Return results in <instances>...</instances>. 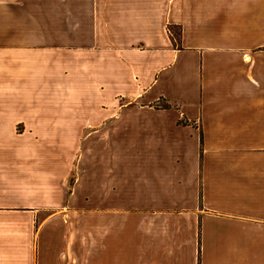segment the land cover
Returning <instances> with one entry per match:
<instances>
[{"label": "crops", "instance_id": "1", "mask_svg": "<svg viewBox=\"0 0 264 264\" xmlns=\"http://www.w3.org/2000/svg\"><path fill=\"white\" fill-rule=\"evenodd\" d=\"M0 264H264V0H0Z\"/></svg>", "mask_w": 264, "mask_h": 264}, {"label": "rangeland", "instance_id": "2", "mask_svg": "<svg viewBox=\"0 0 264 264\" xmlns=\"http://www.w3.org/2000/svg\"><path fill=\"white\" fill-rule=\"evenodd\" d=\"M59 19L57 20L58 22H59V24H62V26L61 27H63V23H65V22H68V20H69V16L68 15H61V16H59L58 17ZM50 34H48V35H46V37H49V35H50V37H54V38H69L70 36L69 35H71V33L72 32H70V31H68V30H60V31H54V32H49ZM71 182H72V180H71Z\"/></svg>", "mask_w": 264, "mask_h": 264}]
</instances>
